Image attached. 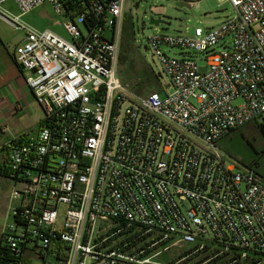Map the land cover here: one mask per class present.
<instances>
[{"label":"built area","instance_id":"built-area-1","mask_svg":"<svg viewBox=\"0 0 264 264\" xmlns=\"http://www.w3.org/2000/svg\"><path fill=\"white\" fill-rule=\"evenodd\" d=\"M69 1L0 0L44 112L37 132L0 147V264H208L230 251L228 264H263L264 182L217 143L264 117V0H228L231 15L191 34L148 35L173 91L147 96L118 71L126 0H82L75 16ZM8 2L19 15L1 12ZM46 3L69 38L22 21ZM173 247L179 260H159Z\"/></svg>","mask_w":264,"mask_h":264},{"label":"rangeland","instance_id":"rangeland-1","mask_svg":"<svg viewBox=\"0 0 264 264\" xmlns=\"http://www.w3.org/2000/svg\"><path fill=\"white\" fill-rule=\"evenodd\" d=\"M1 12L9 14L11 17L20 14V11L13 2L4 4ZM232 13L233 8L228 0H126L124 12L125 25L123 24V29L127 28L133 31L128 52V62L129 64L132 63V66L140 68L139 70L143 72L142 74H151L157 79L155 84L146 85L141 92L137 93L147 96L157 89L161 95L173 91L168 87L169 79L163 73L158 60L152 58L151 52L145 48L146 37L148 35L156 33L159 30L170 34H191L196 27L208 28L216 26L221 19ZM150 18L162 19L163 23L159 26L151 25ZM64 20V16L57 14L54 7L48 3L22 17L24 23L38 30L50 29L65 38H69L62 25ZM23 37L24 33L22 31L17 30L11 23L0 17V74L3 76L8 69L11 72L7 76L9 81L11 77L14 78V73L18 76L23 73L27 74V72H24L20 68L19 64H15L10 60L11 55L14 54L16 47L21 43ZM168 52L173 56H182L181 51L178 49H172ZM193 57L196 60L202 58L195 55ZM200 66L202 71H205L206 68L203 61L200 62ZM122 67L119 61V75ZM19 89L20 93H25L26 88L22 90L19 87ZM30 99L33 100L32 97ZM35 107L37 108L36 104L28 110H23L24 112L22 113L19 110L15 112L14 117L8 122H0V145L8 143L18 134L19 128L20 130L31 128L34 123ZM263 123L264 117L256 119L232 131L229 135L218 141L217 146L229 162L235 163L241 168H253L264 182ZM5 127L9 129L7 132L3 131ZM30 133L32 134L33 132L31 131ZM4 160V156L0 153V231L7 220V208L11 193V182L4 176H1ZM216 247V245L212 246V248ZM185 251V249L170 248L159 260L163 262L166 260H179V257L184 255ZM205 255L207 254H202V256ZM194 262V260H191L186 264H193Z\"/></svg>","mask_w":264,"mask_h":264},{"label":"crops","instance_id":"crops-1","mask_svg":"<svg viewBox=\"0 0 264 264\" xmlns=\"http://www.w3.org/2000/svg\"><path fill=\"white\" fill-rule=\"evenodd\" d=\"M124 12H125V10H124ZM222 20L223 19H221L218 22V24ZM123 24H124V17H123L122 25H121V33H122V29H123ZM120 51H121V49H120ZM13 56H14V54L11 55L10 60H12L15 64H18L15 61ZM7 67H9V66L7 65ZM10 73L11 72H9L7 69L6 73L3 76L0 74V81H1V84H0V122H2V121L8 122L9 120H11L14 117L15 112H17V110L15 108L17 104H18V107L21 108L20 109L21 113L24 112L26 109L28 110L31 106H34L36 104L37 108L35 107V113L33 116L34 117V123L31 126V128H29L31 130H29V129L20 130V128H19L18 134H16L14 137L19 136V135L24 134V133H30L31 131L33 133H35L39 130V125H40V122H41V120L43 118V114H44L43 109H42V107H40L36 103L33 94L31 93L30 89L26 85L25 80H24L25 74L23 73V74H21L22 76L21 75L18 76L16 73H14V75H15L14 78L11 77V79L9 81L8 80L9 78L7 76ZM19 87L22 90L26 88L25 93L24 92L20 93ZM31 97L33 98V100L30 99ZM5 128H3V130ZM1 146L2 145H0V147ZM1 176H3L2 173H1Z\"/></svg>","mask_w":264,"mask_h":264},{"label":"trees","instance_id":"trees-1","mask_svg":"<svg viewBox=\"0 0 264 264\" xmlns=\"http://www.w3.org/2000/svg\"><path fill=\"white\" fill-rule=\"evenodd\" d=\"M68 5L71 9L72 16L77 15L80 11L85 9L84 1L82 0H74V2L69 1ZM132 32L133 31H131V29H127V28L125 30L123 29V39L121 44V55H120V65L123 67L122 69H120V77L122 81L124 83L129 84L132 87V89H134V91L141 92L144 86L155 84L157 82V79L151 74H142L143 72L139 70L140 68L138 67L136 68L132 66V63L129 64L128 52L132 41L131 40ZM156 91H158V89ZM262 130L264 132V123L262 124ZM1 173L5 174L4 169H1ZM236 257H237V253L234 251H230V252H226L222 257H219L209 262L208 264H228ZM208 258L209 255L199 259L197 263L206 261ZM256 261H257V257L251 259L247 263L238 262L236 264H253Z\"/></svg>","mask_w":264,"mask_h":264},{"label":"water","instance_id":"water-1","mask_svg":"<svg viewBox=\"0 0 264 264\" xmlns=\"http://www.w3.org/2000/svg\"><path fill=\"white\" fill-rule=\"evenodd\" d=\"M163 23V20L162 19H154V18H150V24L151 25H154V26H159L160 24ZM21 69L23 70V67L20 66ZM33 72H35V70H33Z\"/></svg>","mask_w":264,"mask_h":264}]
</instances>
